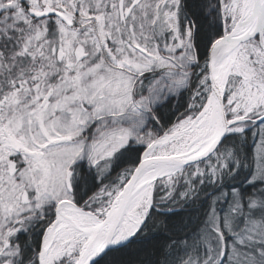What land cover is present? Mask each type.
Wrapping results in <instances>:
<instances>
[{
  "label": "snow or ice",
  "instance_id": "6c2138e0",
  "mask_svg": "<svg viewBox=\"0 0 264 264\" xmlns=\"http://www.w3.org/2000/svg\"><path fill=\"white\" fill-rule=\"evenodd\" d=\"M0 264H264V0H0Z\"/></svg>",
  "mask_w": 264,
  "mask_h": 264
}]
</instances>
